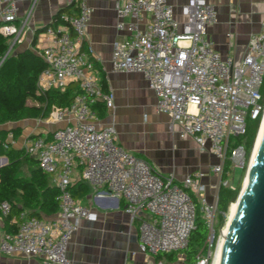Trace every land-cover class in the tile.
Instances as JSON below:
<instances>
[{
  "label": "built area",
  "instance_id": "obj_1",
  "mask_svg": "<svg viewBox=\"0 0 264 264\" xmlns=\"http://www.w3.org/2000/svg\"><path fill=\"white\" fill-rule=\"evenodd\" d=\"M37 1L0 0V32L9 39V51ZM65 1L76 2L78 11L45 28L48 41L37 52L46 67L38 75L36 93L62 92L71 82L78 83L80 92L66 106H51L46 119L62 125L29 134L20 146L37 157L58 187L59 211L49 219L22 212L14 233L0 232V264L3 256L15 254L40 264H74L67 255L68 243L82 218L97 217L69 190L76 171L95 198L117 195L125 200L140 252H177L180 264H215L221 238L214 234L218 191L221 185L231 186L229 178L223 179L224 173H231L224 164L228 160L234 170L242 168L246 156L244 145H230V138L245 134L247 116L254 118L262 109L264 21L250 34L237 62L222 56L207 35L217 14L209 0H183L177 8L169 0H116V27L125 35L112 44V70L142 73L155 94L156 110L169 117V131L191 136L200 150L218 158L209 166L217 182H203L206 173L201 169L177 182L173 172L163 175L151 162L125 149L114 123H101L96 103L112 109L114 94L108 87L102 89L86 46L92 8L86 0ZM22 4L26 7L19 17ZM8 138L5 148L14 142L12 131ZM9 210V202L2 200L1 214ZM198 212L208 232L195 261L186 262L181 250L188 245Z\"/></svg>",
  "mask_w": 264,
  "mask_h": 264
},
{
  "label": "crops",
  "instance_id": "obj_2",
  "mask_svg": "<svg viewBox=\"0 0 264 264\" xmlns=\"http://www.w3.org/2000/svg\"><path fill=\"white\" fill-rule=\"evenodd\" d=\"M169 1L177 8L183 0ZM209 1L215 4L217 14L215 22L208 27L207 35L222 56H232L238 62L245 53L250 34L258 31L264 21V0ZM86 2L92 8L86 29V46L96 62V68L98 65L102 68L107 87L114 94V108L108 109L104 106L106 111L104 116H100L101 123H114L118 142L125 149L151 162L161 174L173 172L176 181L180 182L188 172L201 169L206 173L202 178L203 182H217V176L211 172L209 166L217 163L218 158L208 150H200L191 136L180 137L178 133L169 131V117L156 110L155 94L142 73L112 70V44L125 35L123 30L116 27V0ZM25 7V4L20 5L19 17L23 16ZM61 8H67L66 13L78 11L76 2L38 0L18 40L10 46V51L15 52L26 47L40 50L48 41L45 28L50 24L52 15ZM35 32L36 43L32 45ZM71 84L76 85L75 82ZM150 112L155 114L154 119H151ZM12 122H15L14 126L20 127L19 133L15 137V131L7 130L4 141H9L8 133L12 131L14 142L10 147L16 149H21L25 136L62 125L61 122L51 123L46 117L7 123ZM1 125L0 130H6ZM75 179H78L77 171L74 174ZM80 200L97 217L94 220L82 218L78 230L68 243L67 255L74 264H154L156 261H161L162 264H180L176 258L166 254L157 258L158 255L139 251L137 228L129 222L125 211L126 202L122 197L110 195L95 198L94 192L90 190ZM3 231L0 215V232ZM25 263L40 264L37 259H27L22 254L2 258V264Z\"/></svg>",
  "mask_w": 264,
  "mask_h": 264
},
{
  "label": "trees",
  "instance_id": "obj_3",
  "mask_svg": "<svg viewBox=\"0 0 264 264\" xmlns=\"http://www.w3.org/2000/svg\"><path fill=\"white\" fill-rule=\"evenodd\" d=\"M68 11L61 8L56 11L51 22L54 25L63 23V15ZM35 32L32 45L36 43ZM46 67V62L37 51L26 47L15 52L9 51V39L0 32V125L28 118H45L48 116L51 106H66L73 97L80 92L77 82L71 83L64 91L56 89L47 90L44 94L36 93V81L40 72ZM99 83L103 90H107V81L102 68L98 65ZM262 109L251 118H246V132L243 135L230 138V145L241 143L245 147L246 156L242 168L234 175V169L228 160L224 168L230 174L224 173L223 179L229 178L231 186L221 185L218 191L217 213L215 216L214 234L215 239L220 234L226 220L229 205L236 201L241 190V184L248 167L251 152L254 147L259 125L264 111V77L261 86ZM98 114L105 115V107L102 102H97ZM19 130H15V137ZM5 130H0V156H5L7 161L0 166V202L7 200L10 210L7 214H1L3 229L7 233H14L20 214L35 215L40 218H50L59 211L57 195L58 187L51 178L39 166L37 157L25 153L22 149L4 147ZM25 164L27 174L20 172V167ZM72 196L83 199L90 188L80 179L73 180L69 185ZM207 226L203 218L198 214L195 228L191 231L188 245L181 250L186 262H194L196 255L204 244L207 236ZM171 258L177 257V252L166 254ZM162 254H158L160 258Z\"/></svg>",
  "mask_w": 264,
  "mask_h": 264
},
{
  "label": "water",
  "instance_id": "obj_4",
  "mask_svg": "<svg viewBox=\"0 0 264 264\" xmlns=\"http://www.w3.org/2000/svg\"><path fill=\"white\" fill-rule=\"evenodd\" d=\"M6 160L0 157L1 164ZM236 200L238 205L228 226L218 264H264V128L247 181Z\"/></svg>",
  "mask_w": 264,
  "mask_h": 264
},
{
  "label": "bare ground",
  "instance_id": "obj_5",
  "mask_svg": "<svg viewBox=\"0 0 264 264\" xmlns=\"http://www.w3.org/2000/svg\"><path fill=\"white\" fill-rule=\"evenodd\" d=\"M262 117L263 118H262L261 126H260V129H259V132H258V135H257V138H256L255 146H254V149H253V152H252V155H251L250 164H249V167H248V170H247V175L245 177L244 184L247 181V178H248V175H249V171H250V168H251L253 160H254V154H255V152L257 150V147H258L261 135H262V131H263V128H264V113H263ZM237 205H238V200L232 202L229 205V209H228V212H227V220H226V223H225V225H224V227L222 229L221 238H220V241H219V244H218V248H217L215 264H218V262H219L220 255H221V250H222V246H223V242H224V238H225V235L227 233V229H228L230 221H231V219L233 217V214H234V212H235V210L237 208Z\"/></svg>",
  "mask_w": 264,
  "mask_h": 264
},
{
  "label": "rangeland",
  "instance_id": "obj_6",
  "mask_svg": "<svg viewBox=\"0 0 264 264\" xmlns=\"http://www.w3.org/2000/svg\"><path fill=\"white\" fill-rule=\"evenodd\" d=\"M263 113H264V111H263ZM154 113H152V112H150V117H151V119H154ZM262 116H263V114H262ZM15 123V122H14ZM14 123L12 122V123H5V124H3V125H1V126H4V128H6V130L5 131H7V130H13V131H15L16 129L18 130H20V127H18V126H14ZM251 155H252V152H251ZM251 155H250V159H251ZM250 159H249V163H248V167H249V164H250ZM0 164H1V162H0ZM248 167H247V170H248ZM247 170H246V172H245V175H244V177H243V180H242V184H241V188L243 187V184H244V181H245V177H246V175H247ZM20 172L22 173V174H27V167H26V165L25 164H22L21 165V167H20ZM238 172H239V168H236L235 170H234V175L236 176L237 174H238ZM232 181L233 180H231V183H232ZM198 209H199V203H198ZM198 214L200 215V213L198 212ZM225 217H226V220H227V213H226V215H225ZM226 220H225V223H226ZM225 223H224V225H225ZM215 224V223H214ZM216 225V224H215ZM224 225H223V227H224ZM223 227H222V229H223ZM220 234H221V231H220Z\"/></svg>",
  "mask_w": 264,
  "mask_h": 264
}]
</instances>
